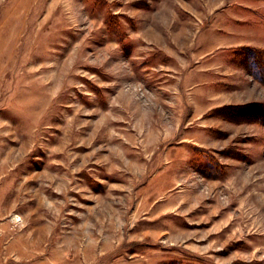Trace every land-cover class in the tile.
<instances>
[{
	"label": "rangeland",
	"instance_id": "374dc122",
	"mask_svg": "<svg viewBox=\"0 0 264 264\" xmlns=\"http://www.w3.org/2000/svg\"><path fill=\"white\" fill-rule=\"evenodd\" d=\"M264 0H0V264H264Z\"/></svg>",
	"mask_w": 264,
	"mask_h": 264
},
{
	"label": "trees",
	"instance_id": "16d2710c",
	"mask_svg": "<svg viewBox=\"0 0 264 264\" xmlns=\"http://www.w3.org/2000/svg\"><path fill=\"white\" fill-rule=\"evenodd\" d=\"M246 65L252 66V68L256 69L259 77L264 80V59L261 54L257 50L248 51L245 56Z\"/></svg>",
	"mask_w": 264,
	"mask_h": 264
}]
</instances>
